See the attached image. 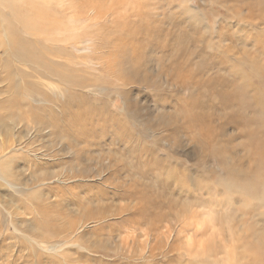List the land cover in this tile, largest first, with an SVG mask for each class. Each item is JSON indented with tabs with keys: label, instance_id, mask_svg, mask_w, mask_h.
Segmentation results:
<instances>
[{
	"label": "rangeland",
	"instance_id": "1",
	"mask_svg": "<svg viewBox=\"0 0 264 264\" xmlns=\"http://www.w3.org/2000/svg\"><path fill=\"white\" fill-rule=\"evenodd\" d=\"M0 1V264H218L220 262L241 264L249 260L248 257L243 256L246 247L252 245L257 249L259 259L264 262V192H260L261 189L252 190V186L246 185L234 194L236 197L224 193L220 203L218 197L222 190L218 192L215 188H224L223 182L227 176L225 174L215 177L205 176L207 170L220 175L223 169L213 168L215 162L212 158L209 160V155H204L200 160L203 151H199L200 135L197 132L186 133L181 126H178L181 129V145L176 148L163 139L168 132L166 129L162 132V136L158 135V145L152 146L151 143L156 156L163 158L162 162L165 166H177L175 173L180 179L179 182L173 178L170 180L171 184L172 181L174 182L175 190L172 189V193L162 195L163 201L167 203L165 199H169L170 205L160 208L156 215L152 212L142 214L138 210L139 199L135 196L131 197L133 198L131 200L122 196L123 187L128 186L124 174L118 173L117 179L109 178L106 183L104 178H107V172L100 177L95 175L100 168H112L114 163L110 159H115V154L117 158L120 157L125 148L131 145L129 141L124 144L119 142L116 132H120V129L116 123L114 125V122L106 125L103 120V115L106 113L97 111L100 119L97 122L94 120L93 126L91 125L95 142L87 150L89 159L83 156L74 161L73 149L68 147L61 136L55 138L57 136L51 135L49 130L53 122L62 119L60 110L65 105L78 101L79 96L77 94V96L74 94L68 96L66 90L68 86L60 82L54 74L44 72L41 68L39 71L40 69L33 62H23L13 58L6 46L9 35L4 27L6 24L4 16L8 14L9 9L3 4L5 0ZM8 1L15 5L12 9L14 13H19L21 19L24 18V20L19 19L15 25L20 36L27 43L26 47L29 46L32 51H36L38 56L44 54V58L57 68L59 63H65L64 65L70 63L65 55L49 52L51 49L59 50L61 46L64 47L60 35L57 34V28L61 22L75 27L79 41L77 45L83 47L84 52L81 50L76 54L80 65L70 66L77 68L78 74L76 72L75 76H79L78 80L94 84L101 82L102 79H98V71L103 66H108V63L96 58L108 50L110 43L105 38L103 41L105 47L94 50V47L100 45L103 40V37L97 33L102 27L100 21L112 24L113 17L120 15L118 12L121 4L127 0H76V5L86 9V13L74 23L67 21L69 14L67 0H57L59 4L54 0L47 3L42 0L33 3L31 0ZM185 1L179 0L181 4ZM224 1L231 2L232 5L235 3L233 11L225 15L221 8L216 20L213 18L214 14L218 13L219 6L215 0L191 1L192 5H199L201 12L199 11L197 15L206 14L205 21L211 23L212 28L216 27L213 29L215 31H212L214 37L210 36L209 42L220 39L222 41V43L217 42L221 43L222 50H214V55L222 61L229 59L232 55L225 54L223 50L231 47L236 50L235 57L240 58L244 63L242 57L248 49L258 62H263L264 0ZM48 6L50 8L47 15ZM134 6L136 9V4ZM129 9H133L132 6ZM28 14L31 19L27 18ZM121 14L125 16L129 25L133 21L136 22L133 11L124 8ZM35 20L38 22L33 24ZM167 25L170 26L169 21ZM186 25V22L174 24L179 30ZM88 32L90 36L84 38L85 42L81 41L80 36ZM168 42L175 44V38L169 39ZM208 50L212 55V50L210 48ZM91 54L96 55H92L90 59ZM243 67L247 69L248 65ZM258 72L260 77L264 76V68L261 65ZM90 86V88L80 87L78 92L83 94L91 91V98L88 99L91 104L97 106L104 104L112 113L119 114L122 120L128 121L123 115V103L119 95L111 91V93L106 92L108 95L106 96L105 92H100L93 84ZM95 88L98 91H95ZM131 89L136 90L139 105H143L142 110L147 108L146 110L152 112L153 117L157 109L148 90ZM151 92L154 97V91ZM186 95V90L179 94L180 97ZM135 96L136 94L133 93L132 97ZM253 101L254 93L249 89L248 93L243 94L242 98L237 99L232 105L224 108L215 107L217 110L213 112L214 123L222 125L225 120L227 124L225 135L233 136L235 132L240 131L241 126L238 122L242 121H232V111L239 108L242 111V107L248 104L247 109L243 110V113L247 114L252 108ZM253 115L255 116L256 112H253ZM262 116L264 114L258 116L257 118L260 119L247 128L246 132L254 131L262 136L261 132L264 133ZM153 119L151 122L155 123ZM247 119L245 117V121ZM127 124L136 133L139 132V127H142L138 123L132 125L127 122ZM231 141L238 143L236 140ZM150 142H152L150 138H145L137 145ZM232 152L237 156L245 152L250 155L247 148L233 149ZM249 160L246 159L242 163L243 168H249ZM78 168H89L93 178L65 180L63 183H59L56 179L61 175L59 178L62 181L67 175L77 173ZM49 172L53 176L49 175ZM186 172L196 174L193 182L196 180L198 183L196 181L191 183L188 176L182 175ZM160 177L156 178V182L167 180L165 174ZM43 178L45 180L41 181ZM255 179L250 180L253 185ZM198 184L202 185L200 189ZM182 187H189L196 194L199 192L197 194L199 197L194 198L198 199L196 204H185ZM154 189L159 193L157 184ZM87 196L93 198L92 208L86 203L85 206L82 205L90 198H86ZM74 197L86 199L78 203ZM231 199L237 202L230 201ZM235 207L236 213L231 211ZM85 211H90L92 216L95 214L98 218L82 220ZM45 224H49L52 229H47ZM207 248L212 250L209 256L206 253V256L204 255L203 250Z\"/></svg>",
	"mask_w": 264,
	"mask_h": 264
},
{
	"label": "bare ground",
	"instance_id": "2",
	"mask_svg": "<svg viewBox=\"0 0 264 264\" xmlns=\"http://www.w3.org/2000/svg\"><path fill=\"white\" fill-rule=\"evenodd\" d=\"M35 1L31 0L32 3ZM42 1L47 3L53 0ZM54 1H56V4L60 3L57 0ZM191 1L186 0L184 4H181L179 0H127L121 4L118 12L120 15L113 17L112 24L100 21L102 27L98 29L97 33L100 37H103V40L100 45L94 47V50L105 47V43L103 42L105 38L110 45L106 52L99 54L98 58H96V60H103V62L106 61L108 63V66H103L98 71V79H102L98 84L78 80L79 76H75L78 74L77 68L70 66L71 64L79 66L80 62L77 60L78 55L76 54L81 50L84 52L83 47L77 45L79 41L77 40L78 35L75 34L77 33L75 27L61 22L57 28V34L60 35L64 47L61 46L58 48L59 50H49L51 54L57 52L65 55L66 59L70 61L66 65H64L65 63H56L60 70L55 65L50 64L51 62H48L49 60L44 58V54L38 56L36 51H32L29 46L26 47L27 43L20 36L18 27L15 25L21 19L20 14L14 13L12 9L15 5L10 1L5 0L3 3L9 9L8 14L4 16L6 20L4 27L9 35L6 46L13 58L23 62H33V64L38 66V69L41 68L44 72L47 71L54 74L59 78L60 82L62 81L68 86L66 89L68 96H72L73 94L79 96L78 99L76 98L78 101L69 103L60 110L62 119L50 125L51 130H49V133L57 136H53L55 138L61 136L67 142L68 147L73 149L72 157L74 161L83 156H85V159H89L87 150L95 142L91 125L94 123V120L97 122L100 119V116L96 113L97 111L106 113V115H103L106 125L114 122V125L116 123V126L120 129V132H116L118 133L119 142L124 144L129 141L131 145L125 148L120 157L117 158L115 154V159H110L114 163L113 166L111 165L112 168H100L95 175L100 177L101 174L107 172L108 176L104 178V183H106L110 180L109 178L114 177L117 179L118 173L119 175L124 174L125 179L128 180V186L123 187L122 196L130 200L133 199L131 198L133 196L138 198V210L144 215L151 214V212L156 215L160 208L165 205L169 206V199H165L166 203L163 201L162 195L164 193H172V189L175 190V184L173 181L171 184L170 180L175 179L177 182L180 180L175 173L177 166H165L162 162L163 158L157 157L155 149H152V146L159 144L158 135L162 136V132L165 129L168 132L163 136V139L174 148L181 145V129L186 133L197 132L200 135L198 146L199 151H203V153L201 152L200 160H202L204 155H209V160L212 158L215 162L213 168L223 169L220 175L207 170L205 171V176L215 177L224 174L227 176V179L223 182L224 188H215L218 192L222 190V193L220 192L218 197L220 198V203L224 193L235 196L234 194L242 190L246 185L252 186V190L261 189L260 192H264V133L261 132L262 137L254 131L246 132L247 128H250L255 121L260 119L257 117L264 114V76L260 77L258 72L260 65L264 68V61L258 62L255 56L251 55L250 51L246 49L242 57L244 63H242L240 58L237 59L235 57L236 50L231 47H226V50H223L225 54L232 55L231 58L222 61L216 57L213 52L214 50H222V41L220 39L218 41L221 43H217V40L209 42L210 36L213 34L212 31H215L213 29L216 27L212 28L211 23L209 24L205 21L207 18L206 14L197 15L200 11L199 5H192ZM67 2L69 4L67 8L69 10L68 22H77L78 19L85 16L86 9H81L76 5V0H67ZM215 3L219 7L217 8L218 13L214 14L215 19L213 18V20L218 18L221 8L224 10L225 15H229L235 5V3L232 5L231 2L224 0H215ZM135 4L136 9H134ZM239 4L241 2L238 3V6ZM130 6L133 9H129ZM49 8L50 6L46 9L47 15L49 14ZM124 8L133 11L136 22L133 21L129 25L125 16L121 14ZM27 18L31 19L32 17L28 14ZM87 18L92 19L89 16ZM21 20H24V18ZM167 21H169L170 26H166ZM37 22L35 20L33 24ZM185 22L187 23L186 27L180 30L174 26L175 23L185 24ZM108 35L110 37H106ZM87 36H90L89 32L80 36V40L84 41V38ZM173 38H175V44L173 42L169 43L168 40ZM209 48L212 50V55L208 50ZM92 55L95 56L96 54H91L90 59L93 57ZM246 65H248L247 69L243 67ZM63 69L68 72H63ZM76 72L77 74H75ZM41 74L43 73L41 72ZM91 84L96 86L100 92H105V95L106 92L111 93L112 91L115 95L120 96L123 103L122 112L126 116L125 118H128L127 122L132 125L138 123L142 126L139 127L138 133L132 130L127 122L122 120V117L120 118L119 114L112 113L104 104L102 106L91 104L88 101L91 98V91L83 94L78 92V88H88V86L90 88ZM96 88L94 89L95 91L97 90ZM131 88L148 90L157 109L153 117L152 112L147 111V108L142 110L141 106L143 105H139L136 90L132 91ZM249 89L254 93L252 108L247 114H244L243 110L247 109L248 104L242 107V111L240 108L232 111V121H242L238 122L241 128L233 136H226L225 125L227 124H225V120L222 125L214 123L213 112L217 110L215 107L224 108L232 105L237 99L240 100L243 94L248 93ZM151 90L155 93L154 97ZM185 90L187 91L186 97H180L179 94ZM133 93L136 94L135 97H132ZM96 94L98 93L96 92ZM71 100L73 99L71 98ZM253 112H256L255 116ZM245 117L248 118L246 121ZM152 119L155 120V123L151 122ZM178 126H181V129ZM69 137H71V141ZM145 138H150L152 142L138 146L137 144ZM193 139L195 140V138ZM231 140H236L238 143H232ZM245 148H247V151H250V155L245 152L243 155L237 156L232 152L233 149L244 150ZM108 149L110 148L108 147ZM246 159H250L249 168L247 169L242 167L244 166L242 163ZM78 169L77 173L67 175L62 181L59 178L61 175L57 177L54 175V177H56L59 183H63L65 180L74 181L76 179H89L92 177L89 168ZM50 174L52 173L49 172ZM162 174H165L167 180L165 182H156V178L159 176L162 178ZM182 175L188 176L190 182H193V179L196 177V174L193 175L190 172L183 173ZM254 178L256 179L253 185L250 180ZM152 179L154 181H151ZM44 180V178L43 180L41 179V181ZM213 181L217 183L214 178ZM196 182L198 183V181ZM156 184L160 189L157 190L159 193H156V189H154ZM201 186L199 185L198 188ZM190 189L189 187H182L183 199L185 204L194 205L198 202V199L194 198L199 197L197 195L199 192L196 194ZM88 197L90 196L86 198ZM86 198L74 197L78 203H81ZM230 201L237 202L235 199H231ZM85 203L91 207L93 198H88L82 205L85 206ZM231 211L236 213V207L232 208ZM85 215H83L82 219L84 221L98 218L95 214L92 216L90 211H85ZM45 226L47 229H52L49 224H45ZM50 233L53 234V232ZM203 251L204 255L205 253L207 256L212 254L210 248ZM245 251L243 257H248L249 260H245L241 264H264L259 259L257 249H254L253 245L248 246V248L246 247ZM218 264H222V262Z\"/></svg>",
	"mask_w": 264,
	"mask_h": 264
}]
</instances>
